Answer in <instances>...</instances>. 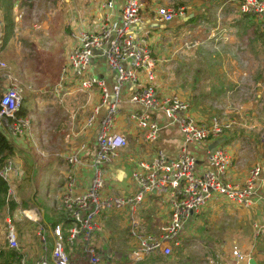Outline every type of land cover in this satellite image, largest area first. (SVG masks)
I'll use <instances>...</instances> for the list:
<instances>
[{"label":"built area","instance_id":"built-area-1","mask_svg":"<svg viewBox=\"0 0 264 264\" xmlns=\"http://www.w3.org/2000/svg\"><path fill=\"white\" fill-rule=\"evenodd\" d=\"M154 1L149 7L147 0H124L119 18L115 19L113 0H106L96 27L88 30L79 27L77 43L69 49L67 61L60 68V76L68 78L78 90L95 87L99 90V100L83 124L84 130L93 129V147L89 161L80 158L81 152L88 147L84 144L63 156L69 166L60 194L65 220L53 224L48 232L28 209L22 208L15 214L17 220L26 217L32 221L42 243L34 264H70L67 250L73 247L85 253L89 264H102L101 253L91 237L100 229L99 216L106 212L124 215V226H129L132 236L127 254L129 259L141 261L150 255L169 256L181 244L184 225L194 215L222 200L250 210L261 198L264 161L252 164L242 180H231L232 155L229 149L219 144L208 150L209 144L222 135L218 118H198L191 113L187 100L177 94L162 93L154 86L157 59L150 44V28L145 26L148 18L145 12L153 11L160 24L184 20L188 15L184 5ZM229 1L236 2L240 12L252 16L264 27V0ZM95 57H101L110 71V85L104 78L90 72ZM7 68V63L0 58V72ZM22 101V89L16 83L7 86L0 96V131L7 132L16 142L19 136L30 131L29 117L18 114ZM124 107L131 124L143 130L145 142L158 138L161 118H164L167 124L177 128L182 147L173 158L159 148L148 151L142 158L128 157L133 163L130 187L108 191L104 167L113 165L128 143L126 134L116 129L117 117ZM202 145L205 146V152L202 150L205 167L198 165L196 148ZM83 166L89 168L90 175L85 187L80 189L76 171ZM23 174L13 159L8 158L0 165V176L9 186L8 195L11 194L13 178ZM146 197H160L162 202L166 199L169 207V220L156 234L142 233L137 229L136 214ZM7 222L10 242L14 224ZM17 239L16 246H11L16 250ZM228 247L207 256L203 264H226V260L231 264L249 263L248 254L242 252L240 246Z\"/></svg>","mask_w":264,"mask_h":264},{"label":"rangeland","instance_id":"rangeland-1","mask_svg":"<svg viewBox=\"0 0 264 264\" xmlns=\"http://www.w3.org/2000/svg\"><path fill=\"white\" fill-rule=\"evenodd\" d=\"M159 1L161 0L154 2L159 3ZM229 3H232V1L170 0V5H184L189 13L195 11V13L193 12L195 15L188 19L187 22L184 19L182 22L181 20H175L162 24L173 27L166 29L165 33H162V46L156 43L158 44V48L161 49L159 51L160 55H155L158 57L156 63L158 75L156 74L154 86L162 93L168 95L173 93L186 98L190 104L191 113L194 116L198 118L215 116L218 118L222 126L220 138H228L221 145L227 147L232 155L231 167L229 169L230 179L240 181L242 180L240 177L243 172H247L253 163L264 159V36L263 38L261 37L262 39L260 38V40L252 42L249 38L252 35L251 31L248 30L247 36H240L241 40L237 39L234 36L235 34L233 35V32H237V29L233 26L227 27V24L232 22L235 17H238V4L234 2L237 6L232 5V8L225 10L228 14L225 15V19L223 17V9ZM149 7L151 6L149 5ZM151 12L153 11H146L145 13L149 16ZM152 15L154 16V13ZM152 15L151 17H153ZM154 18L151 19L154 20ZM225 20H227V24H224ZM173 28L177 31L176 37L169 35V31ZM67 32L70 37L71 32ZM149 36L153 41V35L149 33ZM65 37L66 40L69 39L67 34ZM66 40L63 39L62 44L56 47H45V43H41L43 47L37 49L22 44L21 47L24 46V54H29V52L34 50L37 51L33 52L35 56L29 54L30 56L27 55L25 60L17 59L15 49L8 50L9 53L7 51L8 54H4L3 57L0 56L8 66L7 70L4 71L8 72L10 65L12 75L15 77H11L10 82L9 78L3 76L5 74L0 75V96L4 90V85L8 86L11 83H18L23 88L22 95L24 101L22 105L26 108L27 113L31 114V111H34L31 107L32 103L36 100L34 94L38 91H34L35 93L33 94L32 91L26 89L20 82L19 79H24L23 65L26 64L32 68L34 65H31L33 63H30V60L38 57L41 75L45 74L42 72L50 71L55 75L60 74V68L67 61L69 53V49L64 50ZM153 43L152 46L155 45ZM259 59L263 63L258 61ZM48 79V76L40 77L39 81H42L40 86L47 83ZM45 86L48 87L47 90H52L57 85L52 80H49V83ZM50 111L54 110H49V114L51 115ZM83 114L81 112L78 118L83 116ZM55 115L56 117L50 116L47 120L43 119L41 115V123H45V128H47L42 138L46 135V139H40L39 128L34 123L30 127L33 139L27 133L23 135L27 138L25 141L28 142V148L27 145L19 146L15 160L22 170L23 165L25 169H30L31 165V168H34V170L32 177H30V172L27 174L23 171L25 180L19 182V184L13 181L11 184L12 190H10L11 197L13 195L19 197L22 202L27 204L26 207L30 208L31 211L33 209L39 218H44L43 214L45 212L44 219L46 221H42V224L48 232L52 225L46 222H62L61 220L65 216L60 195L58 200L54 196L57 195L55 186L56 182L60 180L58 174L60 173L61 166L64 167L65 164L69 169L68 164L63 159L62 162L58 163L54 162L55 157L52 155H41L46 153V150L51 151L55 147L54 145L60 147V145H57L59 141L56 144L55 142L58 136L64 132L58 128V121L63 118L64 114L59 113V110H57ZM34 122L37 123V120L35 119ZM49 133H52V135L49 136ZM51 136L52 140L49 139ZM21 137L17 138V143L19 144L25 142ZM130 142H132V138H130ZM127 146H132V143H128ZM27 149H31L32 155L36 158V164L31 160V156L25 152ZM196 149L205 152V146L203 145ZM65 153L63 151L61 155ZM52 162L56 166L54 164L50 165ZM132 165L133 163L130 162L128 170L127 168L117 169L122 173L127 172L128 178L126 182H129ZM104 168L108 191H113L114 186L109 177L111 167L106 166ZM117 170H113V174H116ZM32 179L34 180V187L31 186ZM155 199L152 200L146 197L143 201L145 211H149V213L141 215V212L138 210L136 214L138 221L137 229L142 233L149 232L150 234H156L160 230L159 227L164 226L166 221H168V219L163 220V216L159 214L163 208L167 213L169 212L166 199H164V202H162V198L160 197H155ZM214 200L217 199L215 198ZM222 202L224 201L222 200ZM216 204L214 207L206 209L208 214L203 212L205 217L203 225L206 223V227L201 226L199 228L202 237H191L188 239V243L185 244L186 246L181 250L180 248H176L175 250L178 251V254H176L174 261L171 263L167 262L168 259L166 257H162L163 260L160 261H156L154 258V261L148 259L147 262L150 261L152 263L146 264H202L205 263V256H210L215 252L216 248L220 249L222 247L223 250H227L229 248L228 245L238 243L242 246L239 245L241 251L244 252L243 249H249L251 245L253 246V235L247 234L248 229L251 228L248 221L254 218L251 214L249 215L251 209L248 210L230 202H226L224 208H221L222 206L219 202H216ZM216 207L217 209H215ZM21 209L22 206L16 208L13 212L17 214ZM216 210H220L219 213ZM13 212L11 214L5 208L0 209V259L2 256H9V253H11L9 247L16 246L15 239L18 238L17 252L19 250H29L30 254L26 257L25 262L26 264H32L33 255L35 252L41 250L42 243L38 237L35 239V237L30 238L24 235L27 229L29 231L26 223L32 224V221L23 217V215V218L17 220ZM116 213L106 212L99 216L97 221L100 229L92 235L91 241H94L95 248L101 253L102 264H106V262L107 264H137L138 261H133L127 256L132 244L129 226H124V215ZM204 217L200 215L198 219L203 220ZM7 221L14 224L13 238L10 242L7 238L9 234ZM152 221L158 222L156 226L151 225ZM20 224L23 225L17 230ZM263 246L261 245V247ZM73 248L72 252H79L81 256L80 261H78L72 254L70 256V264H88L82 250L77 247ZM107 249L114 250L116 253H108ZM20 255L23 258V254ZM203 255L204 257L202 258ZM35 257L36 255L34 259ZM156 258L161 259L160 257Z\"/></svg>","mask_w":264,"mask_h":264},{"label":"crops","instance_id":"crops-1","mask_svg":"<svg viewBox=\"0 0 264 264\" xmlns=\"http://www.w3.org/2000/svg\"><path fill=\"white\" fill-rule=\"evenodd\" d=\"M105 1L106 0H13L12 11H11V18L13 21V32H12V36L7 39L5 44L2 43V41L0 40V45L3 44L2 48L0 47V56L3 57L4 54L9 53L8 50L15 49V54L17 56V59L19 58V59L25 60L27 55L31 54L35 56L33 52H37V51L34 50V51L29 52V54H24L23 52L24 46L33 47L34 49H37L39 47H43L41 43L42 44L45 43L44 45L45 47H48V46L56 47V46H59V44H62L63 39L66 40V37H65L66 34L69 39L66 40L65 42L66 46L64 47V50L70 49L72 46H74L77 43L79 27L80 29H87V30L91 29V27H96L98 23V17L100 18L103 15V11L105 10L103 7V3ZM123 2H124L123 0H113V11H114L115 19L119 18L120 6H122ZM166 3L169 4L170 0L159 1V4H166ZM232 5L236 6L235 3L232 2V3H229L228 6L224 7L223 9L224 18H225V15L228 14L225 10L232 8L233 7ZM193 12L195 13V11H192V13ZM203 13L205 14V12ZM4 14H5L4 8L2 7V5H0V36H1V27H3L5 23ZM151 15L152 14H149L145 26L146 28L149 27L150 28L149 30H152L150 31V35L151 34L153 35L152 36L153 41L150 37V44H151V47L155 55L159 56L160 55L159 51L161 48H158V44L162 46V40H161L162 33H165L166 29H169L173 26L162 25L156 21V19L154 18L155 15L154 16L152 15L153 17H151ZM151 18H154V20H152ZM223 29L227 30L225 28ZM67 31L71 32L70 37ZM166 32L168 33V31ZM169 35L176 37L177 36L176 29L175 28L171 29L169 31ZM153 42L155 43V45L152 46ZM22 44L24 45L23 47H21ZM36 57H37V54H36ZM156 59H158V57H156ZM30 63H33L31 65L32 66L34 65V66L31 68L28 65L24 64L23 65L24 79H19L20 82L23 84V86L26 89L32 91L33 94L35 93L34 91H38L36 94H34L36 98L35 102L32 103L33 105L31 104L32 105L31 107L32 109H34V111H31V114L26 113V116L29 117L30 122H31L30 127L34 123L35 126L39 128L40 139L44 140L46 139V135H44V138L42 137H43L44 132L47 130V128H45V123L44 124L41 123L42 116H43V119L47 120V118L52 116V113H53L54 115L52 117H56L55 114L57 110H59V113L64 114L63 118H61V120L58 121V128H60L64 132L61 133L60 136H58L55 142L56 144L59 141L57 145H60V147H57L56 145H54L55 147H53L51 151L46 150V153H43L41 155H44V156L46 154L52 155L55 157L54 162L60 163L62 162V159L64 160L63 158L64 155L71 152L73 148L79 147L81 144H84L88 147L81 152L80 158L83 161L84 160L89 161L90 156H91V150L93 147L94 132H93V129L84 130L83 124L87 116L86 114L89 113L92 107L99 100V90L96 87L91 88L90 90H86V91L78 90L75 84L72 83L68 78L64 76L61 77L60 74L55 75L51 71L42 72L45 74L41 75L40 60H38V57L30 60ZM90 65H91L90 66L91 73H93L94 75L100 78H104L108 85L112 83L111 73L106 68L105 62L101 57L99 58L95 57L91 61ZM12 74L13 73L11 71L10 65H9L8 72L4 70L0 72V75L6 76L7 78H9L10 82H11V77L15 78ZM156 74H157V71H156ZM43 76H48L49 79L47 83H49V80H52L53 82H55L57 85L56 88L52 90L51 89L47 90L48 87L45 86L47 85V83H45L43 86H40L42 81H39V79L40 77H43ZM16 84L19 85L18 83ZM38 86L40 87L37 88ZM6 87L7 86L4 85V89ZM21 89L23 92L22 87ZM182 98L187 100L184 97ZM23 101H24V97H23ZM127 107L129 106L127 105ZM49 110H54V111H50L51 115L49 114ZM81 112H83L84 114L83 116L78 118ZM35 119L37 120V123L34 122ZM64 122L65 124L63 125ZM160 125H161V130L159 131L158 138L155 141L150 142V143L145 142L143 135H142L143 130L133 126L130 120L128 119V111H126L125 107L122 109V112L117 117L116 129L119 132H123L126 134V136L128 137V143H132V146H126L125 148H123L120 151L119 158L114 162L113 165H109L111 167V172L109 173V177H110V181L113 183L112 185L114 186L113 188L114 190H127L130 187L129 182H126V179L128 178L127 172L122 173L120 170H117L118 168L119 169L127 168L128 170V166L130 163L128 161V157L142 158L146 155L145 153L153 149H156V148L163 150L169 158H173L178 154V151L182 147V138L177 128H175L173 125L167 124L164 118H161ZM27 134H29L30 138L33 139L31 131H29ZM50 135H52V133H49V136ZM21 138L24 141L27 139L25 136ZM130 138H132V142H130ZM49 139L52 140V136L49 137ZM14 142L17 146V149L19 146H25V145H27V148H28V142L26 141L20 144L17 143L18 141L17 142L14 141ZM42 146L43 145L41 142V148ZM63 151H65L66 153L64 155H61V152ZM25 152L31 156V160L33 161L34 164H36L35 163L36 158H34V156L32 155L31 149H27L25 150ZM202 153H203L202 150L197 151L198 163H199L198 165L201 167H205V159ZM261 161H264V159ZM54 162L50 163V165L54 164V166H56ZM67 169L68 168L64 164V167L61 166L60 173L58 174V176L60 177V180L56 182L55 192H57V195L54 196L55 199L57 200L60 195V191H62L64 188L65 174H66ZM33 170L34 168H32V170L30 171L31 173L30 177H32ZM113 170H117V172H115L116 174H113L114 173L112 172ZM239 173L242 174L241 172ZM76 174L78 175L79 182H80L79 188L82 189L83 187H85L86 182L88 181V177L90 175L89 168L86 166H83L81 169L76 171ZM246 174H247L246 171L243 172L240 179H243L244 176H246ZM33 183H34V180L32 179L31 186H33ZM261 192H262L261 198L258 201H256V203L252 206L251 211H249V215L251 214V216H254V218L248 221V223L250 227L252 228V235H253L252 240L254 241L255 246L251 245L249 249L242 248L243 251L246 252L249 256L248 264H264V246L261 247V245H264V227H263L264 226V189H261ZM13 198L19 204V207L22 206V203L20 202L21 199L19 197L13 196ZM151 199L154 200L155 198H151ZM40 208L42 209L41 205H40ZM26 209L31 211L30 208H26ZM139 210L141 212V215H144V214L146 215L147 213H149V211L147 212L145 211L144 204L141 206ZM216 211L217 213H219L220 210H216ZM33 214L37 216L35 212ZM159 214L163 216L162 217L163 220H167V219L169 220V214L167 213L166 210H164V208L160 211ZM43 217L45 218V212L43 214ZM44 218H39L40 222L42 221L45 222L46 220ZM204 221H205V217L203 220L197 218L196 220H193L192 222L187 224L185 228H183V231L181 233L182 248L186 246L185 244L188 243L189 238L194 237V236L202 237V235L200 234L201 231H199V228L203 226ZM46 223H51L50 225H53V224H56L57 222L54 221V222H46ZM156 223L158 222L152 221L151 225L156 226ZM21 225L23 224H20L17 230H19L22 227ZM26 227L29 228V231L27 229V231L25 232L26 234H24V232H22V234L30 238L35 237L36 239L37 236L34 233L35 231L34 224L26 223ZM262 227L263 229L259 232V230ZM160 228L161 227H159V229ZM146 233H149V232H146ZM48 235L50 236L49 233ZM237 245L239 246L240 244L237 243ZM221 248L217 250H221ZM107 251L108 253H112V254L116 253L114 250H111V249H107ZM39 252H35V254L33 255L32 264H34V261H35L34 256L36 255L37 257ZM19 253L23 254V258H21V263L26 264L25 262L26 257L29 256L30 251L21 250ZM76 255L77 257L75 256L74 257L76 258V260L80 261L81 255L80 254H76ZM203 257L204 255L202 256V258ZM86 261H87V258H86ZM226 262H227L226 264H231L229 260H226Z\"/></svg>","mask_w":264,"mask_h":264},{"label":"trees","instance_id":"trees-1","mask_svg":"<svg viewBox=\"0 0 264 264\" xmlns=\"http://www.w3.org/2000/svg\"><path fill=\"white\" fill-rule=\"evenodd\" d=\"M147 3H149L150 6L153 5L152 0H147ZM12 4H13V0H0V5H2V7L4 8V13H5L4 14L5 23H4L3 27H1V36H0V40L4 44L7 41V39L12 36V32H13V21H12V18H11ZM237 8H238V6H237ZM153 13L154 12H151V14H153ZM237 14H238V17H235L232 22L227 24V20H225V23H224V24H227V27L233 26L235 29H237V32H235V33L233 32V35L235 34L234 36H236L237 39L241 40L240 36H243V37L247 36V32H249V31H251V34H252L251 36H249V38H250V40L252 42L260 40L261 37L263 38V36H264V27H262L252 16L240 12L239 9H238ZM194 15L195 14L192 15V12L191 13L188 12V15L184 18L185 21L187 22L188 19L192 18ZM253 35H254V37H253ZM2 46H3V44L0 45L1 48H2ZM256 60H257V58H256ZM258 61H261V60L259 59ZM26 113H27V110L22 105L20 110H19V112H18V114L26 115ZM227 139L228 138H225L224 141L226 142ZM16 155H17V146H16L14 140L8 136L7 132L0 131V165L3 164L5 162V160L8 159V158L13 159L16 162V160H15L16 159ZM31 167L32 166L30 165V167H29L30 169H25V167L23 165V171H25L27 174H29V172L32 169ZM23 180H25L24 174H23V176H19V177L13 178V181L16 184H19V182H21ZM8 188H9V186H8L7 181L4 180L0 176V209L5 208L6 210L9 211V213L12 214V212L14 210H16V208L19 207V204L16 202V200L13 198V196L11 197L10 195H8ZM225 203H226L225 201L224 202H222V201L219 202V204L222 206L221 208H224V204ZM26 206H27V204L22 202V208H25V209L28 208ZM203 212L208 214L207 210H203L199 214L194 215L184 225V228H185V226L187 224H189L193 220H196L200 215L204 216ZM63 220H65V216H64V218L61 221H63ZM205 224L203 225V227H206ZM250 229H248V233H247L248 235H252V228H250ZM176 248H180V250H181L182 249V242H181V244L179 246H177V247H175L173 249L171 255H169V256L150 255V256L144 258L143 260L138 261L137 264L152 263L150 261L147 262V260L149 259L151 261H154L153 258L156 261H160V260H163L162 257H166L168 259L167 262L171 263L172 261H174V258L176 257V254H178V251L175 250ZM9 249H10L11 253H9V256H7V257L6 256H2V258L0 259V264H21V258L22 257L19 254V252H17V250L15 248L9 247ZM72 249H74V248H70V249L67 250L69 260H70V256L72 254L75 257H76V254H79V252H74L73 253ZM83 254L85 255V253H83ZM179 255H180V253H179ZM85 257H86V255H85ZM156 257H160L161 259H158ZM206 257H207V255H206Z\"/></svg>","mask_w":264,"mask_h":264},{"label":"water","instance_id":"water-1","mask_svg":"<svg viewBox=\"0 0 264 264\" xmlns=\"http://www.w3.org/2000/svg\"><path fill=\"white\" fill-rule=\"evenodd\" d=\"M224 141V138H219V139H216L215 141L211 142L208 146V150H212L215 146L223 143Z\"/></svg>","mask_w":264,"mask_h":264}]
</instances>
